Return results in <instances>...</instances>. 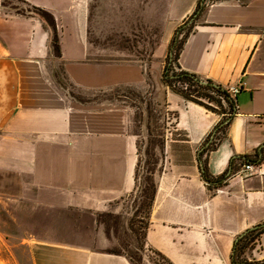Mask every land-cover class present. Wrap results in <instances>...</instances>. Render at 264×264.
Instances as JSON below:
<instances>
[{"label":"crops","instance_id":"obj_1","mask_svg":"<svg viewBox=\"0 0 264 264\" xmlns=\"http://www.w3.org/2000/svg\"><path fill=\"white\" fill-rule=\"evenodd\" d=\"M23 1L52 13L56 31L34 14L0 9V231L33 236L18 243V262L133 264L107 250L111 240L99 216L118 213V202L135 189L141 136L134 111L76 101L59 83L56 63L64 82L84 93L145 91L149 80L160 85L177 133L166 136L147 243L173 264H233L239 238L264 224V0H178L172 8L149 0L142 14V0L132 6L118 0L122 18L132 17L134 27L158 29L147 60L94 43L91 0ZM186 21L195 29L180 52L181 69L225 89L241 87L218 147L202 157L224 116L174 94L162 81L173 37ZM247 157L259 164L254 175L241 177ZM203 164L214 177L227 172L226 183L209 188ZM244 257L264 261V234Z\"/></svg>","mask_w":264,"mask_h":264},{"label":"rangeland","instance_id":"obj_2","mask_svg":"<svg viewBox=\"0 0 264 264\" xmlns=\"http://www.w3.org/2000/svg\"><path fill=\"white\" fill-rule=\"evenodd\" d=\"M148 1H140L141 9L139 12L141 14L146 9ZM158 1H160L162 6L172 8V6L177 7L178 0ZM124 2L130 6L133 4V0H125ZM0 3V9L5 13L12 15L34 14V16L44 19L40 16L38 10L30 8L20 0H1ZM117 4L118 0L90 1L89 16H87L91 22L90 38L94 43L126 48L128 54L133 56V58L137 57L138 59L147 60L152 47L158 41L160 35L158 29L145 27L143 23L134 27L132 25L133 21H131L133 18H128L127 15L122 18L123 15H121V10L117 7ZM124 9L127 13L132 12L127 7ZM136 14H138V11ZM122 22H126V25L129 24V26H126L127 30L125 29L123 32L120 31L122 30ZM186 22L187 27L182 37L189 34V32L193 33L195 29L192 23ZM46 23L49 24L48 22ZM53 36L54 34L52 33V41L54 39ZM52 51L54 55L58 54L53 46ZM165 61L166 67L168 58ZM52 67L56 74L61 77V79L59 78V83L70 89L76 101L82 104H91V106L123 105L133 109L134 128L141 136L138 140V154L142 160V165H140L139 179L137 181L140 190L137 189L133 194L131 193L118 202V213H103L99 216V220L104 225L105 231L111 240L110 246H107L108 251L132 255L135 257V264H167L149 250L150 246L148 243L146 245L143 239L150 223L151 214L148 206L149 198L143 192V188L145 190L148 178L156 181L157 176L163 171L164 166H166L165 162L164 164L162 162L166 155V136L173 139L176 138L177 133L175 130V115L167 107L163 92L160 91V85L158 86V83L156 84L153 80H149L145 91H141L139 88L120 87L84 93L75 90V88L68 86L64 82L60 68L56 63ZM172 70L175 73L178 72L176 64L173 65ZM161 142L164 143L163 146ZM151 194L152 187H150L149 197ZM31 237L33 236L0 231V264H20L16 247L20 241H26Z\"/></svg>","mask_w":264,"mask_h":264},{"label":"trees","instance_id":"obj_3","mask_svg":"<svg viewBox=\"0 0 264 264\" xmlns=\"http://www.w3.org/2000/svg\"><path fill=\"white\" fill-rule=\"evenodd\" d=\"M24 4H27L30 8L34 10H38L40 12V16L45 19L46 22L49 23V26L56 31V24L55 19L53 17V14L46 11L43 8H38L29 5L28 2L20 0ZM203 3L206 0H202ZM201 1V3H202ZM203 7L202 5H198V9ZM197 9V10H198ZM197 12V11H196ZM187 27V22L181 25L176 35H174L172 43H171V49L168 53V65L164 68L163 72V78L162 81L165 86H167L174 94L180 95L184 99L198 104L200 106H203L206 108V110L215 112L218 114H222L224 118L217 124L215 127V130L209 134L206 141L204 142V149L201 150L200 157L206 152L214 151L221 139L222 135H224L228 122L227 120L229 118H232L236 112H237V106H236V99L222 86L214 83L213 81L203 79L195 74H191V72L185 71L181 69V66L178 63L180 52H182L183 46L186 42V39L188 36L192 33L189 32L187 35H183L185 29ZM54 39L52 41V46L56 50L57 53H59V41L57 38V34L54 32ZM176 64L178 72L175 73L172 68L173 65ZM179 85V86H177ZM161 145L163 146L164 143L161 142ZM138 150H139V144H138ZM201 159V158H199ZM202 160V159H201ZM245 162H253V164H259L257 160H253L252 158L247 157ZM140 165H142V160L139 157V163L136 167V181H135V189L132 192V194L138 189L140 190V186H138L137 181L139 177V169ZM233 166V163L231 164V167ZM207 166L203 164L202 167V177L204 178V181L207 182L209 188L211 189H217L220 188L223 184L226 183V181L229 178V174L224 173L223 175H219L217 177L212 176L207 168ZM150 187H152V194L149 197V191ZM143 192L147 197L149 198L148 206L150 207V211L152 210L154 200L156 198L157 194V184L155 179H149L146 182L145 190L143 188ZM146 197V199H148ZM147 201V200H146ZM144 205V204H143ZM149 225L147 226L148 231ZM264 234V224H260L253 229H249L246 233H244L236 243L233 252H232V263L233 264H264V261L262 262H253L248 261L244 254L248 250H254L256 245L258 244V240L260 236ZM144 243L147 245L146 240V231L143 236ZM141 250V249H139ZM149 250L153 252L157 257H159L162 261H164L167 264H173L166 256L161 254L160 252H157L153 250V248L149 247ZM120 253V252H116ZM121 255L127 256L133 264H135V260L132 255H127L126 253H120Z\"/></svg>","mask_w":264,"mask_h":264},{"label":"built area","instance_id":"obj_4","mask_svg":"<svg viewBox=\"0 0 264 264\" xmlns=\"http://www.w3.org/2000/svg\"><path fill=\"white\" fill-rule=\"evenodd\" d=\"M232 96H236L240 90L241 87L239 85L231 86L228 89H226ZM255 165L253 162H245L243 167L240 169L239 175L241 177H248L249 175L255 174Z\"/></svg>","mask_w":264,"mask_h":264},{"label":"water","instance_id":"obj_5","mask_svg":"<svg viewBox=\"0 0 264 264\" xmlns=\"http://www.w3.org/2000/svg\"><path fill=\"white\" fill-rule=\"evenodd\" d=\"M201 166H202V165H201ZM202 167H203V166H202ZM202 167H201V168H202Z\"/></svg>","mask_w":264,"mask_h":264}]
</instances>
